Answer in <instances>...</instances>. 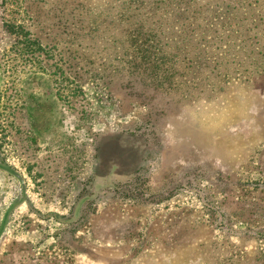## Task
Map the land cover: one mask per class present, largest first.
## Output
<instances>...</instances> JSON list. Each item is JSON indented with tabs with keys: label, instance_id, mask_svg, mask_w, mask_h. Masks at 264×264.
Wrapping results in <instances>:
<instances>
[{
	"label": "rangeland",
	"instance_id": "374dc122",
	"mask_svg": "<svg viewBox=\"0 0 264 264\" xmlns=\"http://www.w3.org/2000/svg\"><path fill=\"white\" fill-rule=\"evenodd\" d=\"M125 3L0 0V159L26 184L11 209L20 186L0 171V264H264V74L202 97L156 91L142 63L116 58ZM127 132L137 155L107 143L101 170L121 157V179L138 156L153 198L108 192L67 220L89 203L100 140Z\"/></svg>",
	"mask_w": 264,
	"mask_h": 264
},
{
	"label": "trees",
	"instance_id": "16d2710c",
	"mask_svg": "<svg viewBox=\"0 0 264 264\" xmlns=\"http://www.w3.org/2000/svg\"><path fill=\"white\" fill-rule=\"evenodd\" d=\"M255 1L257 5L251 7V14H248L240 11L243 2L237 6L221 7L214 0L204 4H198L196 0H126L127 9L130 8L135 14L128 24L130 40L123 43L125 46L116 58L118 61L129 58L130 67H139L137 61L142 63L140 74L155 85L156 91H180L179 95L184 98L208 96L215 89L225 88L230 80L249 82L258 79L264 74V0ZM9 28L12 30L14 26L9 25ZM259 37L261 39H257ZM247 46L255 49L246 51ZM247 53L250 64H246V60L238 63L231 61L234 56ZM134 137L127 132L114 136L108 134L100 140L91 187H88L86 196H82L85 200L90 199L89 203L81 206L79 202L71 209L67 220L72 221L78 211L82 214L81 218L86 219L94 210L92 203L104 198L103 194L108 192L114 197L121 191L120 194L125 193L121 198L148 202L152 194L145 191L146 181L138 156L136 161L131 157L132 165L121 179L115 177L113 180L109 176L116 173L121 157L112 162L110 174H104L100 167V148L106 147L107 143L108 147H118L121 153L134 152V156L137 155L133 148ZM0 171L16 180L20 186V200L14 202L11 206L13 209L22 203L25 181L3 159H0ZM5 222L4 217L3 224ZM215 227L223 233L230 230L226 225Z\"/></svg>",
	"mask_w": 264,
	"mask_h": 264
}]
</instances>
